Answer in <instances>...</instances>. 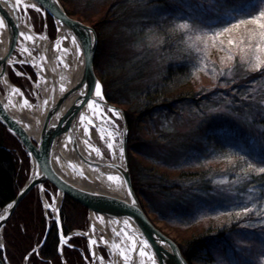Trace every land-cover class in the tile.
<instances>
[{
    "label": "rangeland",
    "instance_id": "374dc122",
    "mask_svg": "<svg viewBox=\"0 0 264 264\" xmlns=\"http://www.w3.org/2000/svg\"><path fill=\"white\" fill-rule=\"evenodd\" d=\"M100 4L85 13L91 16V20L97 21L96 27L80 14L74 13L67 3L66 6L73 11L72 16L97 30L95 70L101 82L102 94L124 111L126 120L129 114L133 121L132 127L127 121L129 164L133 185L145 211L156 226L174 239L180 248L186 246L193 236L216 224L227 226L238 223L251 235L246 239H233L238 251L243 253L241 256L233 255L228 252L230 250L221 252L218 249H207L202 255H195L191 260L185 257L189 264H251L256 260L259 264H264V194L259 192V185L250 179L248 172L241 171L247 168L245 160L241 159L247 156V151L242 149L252 151L253 156L247 158L256 164L255 160L260 156L264 145V123L260 124L264 116V77L256 82H236L240 75L248 73V68L256 69L251 66L254 63L251 59L252 53L245 47V44L249 43L248 31L234 29L224 33L213 43V33L226 26L215 25L217 18L210 22V26L195 24L191 22L196 17L191 10H179L170 26L175 27L181 23L178 17H183L193 25V29L187 32L174 30L181 39L179 42L182 47L179 52L190 65L186 85L177 87L184 93L191 91L193 97L197 95L202 100L195 106L185 101L170 112L159 110L144 114L142 100L138 102L132 90L140 87L151 88L159 83L160 74L169 61L166 57H178L177 49L160 53L159 49H163L166 43L162 41V36L154 26L160 17L155 22L153 17L151 18L152 12L157 14L155 11L145 13L138 21L139 17L134 18V13L123 5L121 9H116L115 13L102 20L100 17L105 10H100ZM121 10H126L127 13L123 16ZM19 15L20 20L28 17L37 32L46 31L52 40L58 37L55 22L43 10L37 12L30 7H20ZM166 15H169V12ZM237 19L246 18L242 16ZM231 23H235V20ZM229 26L230 23L227 27ZM246 26L254 27L251 24ZM165 31H168V36L172 34L170 30ZM2 34L3 31L0 32V39ZM20 39L21 36L13 52L12 63H8L6 70L9 79L29 100L36 103L43 87L34 66L28 61H17V58L23 57L18 49L21 46ZM168 39L167 47L173 42L171 38ZM229 39L236 43L229 45ZM205 40L207 44L203 42ZM219 40H223L224 44L220 45ZM33 51L36 53L34 49ZM260 55L264 60V53ZM0 93L6 95L2 79ZM240 96L244 98L242 101L237 98ZM257 105H262V116L252 114L249 108ZM106 111L114 119L111 124L122 132V118L114 116L108 108ZM256 118L259 122H255ZM9 133L7 143L16 157V185L20 189L30 177L32 165L19 139ZM244 134L248 137L249 144L244 142ZM258 138L262 141H258ZM115 140L119 141V138L116 136ZM105 153L110 158L109 152ZM189 171L205 172V178L200 184L202 186L194 185L193 181L180 176ZM32 190L34 198L25 200L21 209L22 216L25 215L29 219V229L25 230L24 219L18 216L20 212L17 213L19 210L15 211L16 209L4 228L3 252L10 264H25L27 254L24 249L29 248L28 253L42 241L48 223L49 230L57 226L56 216L44 206L40 188L36 186ZM57 194V188L45 181L43 195L50 204H53L54 195ZM243 207L252 210L245 214L240 212ZM61 210L62 205L60 214ZM89 217L88 211L85 225L82 228H74L65 235L66 239L62 243L63 257L58 251L59 264H64V260L67 264H102L90 251L86 234L80 232L90 228ZM14 226L20 228L19 234L15 232L17 229ZM24 235L27 236L25 239L30 240L23 239ZM241 235L243 236V233ZM11 236L16 237V240H11ZM21 238L23 243L20 242ZM65 246L77 250L80 256L68 260L64 253ZM100 250L102 255L110 260L107 249L102 246ZM33 253L37 254L38 250ZM33 253L29 255L26 264H31L29 259ZM247 254L255 259L251 261L249 257H245ZM37 259L40 261L41 256ZM48 264L56 262L49 259Z\"/></svg>",
    "mask_w": 264,
    "mask_h": 264
},
{
    "label": "water",
    "instance_id": "95a60500",
    "mask_svg": "<svg viewBox=\"0 0 264 264\" xmlns=\"http://www.w3.org/2000/svg\"><path fill=\"white\" fill-rule=\"evenodd\" d=\"M33 1L53 19L58 31L60 29L68 37L75 35L78 37V40L90 37L92 43L80 52V70L69 87V90L47 115L38 140L34 139L27 132L22 123L8 112L0 93V122L9 132L19 139L26 150L32 165V172L28 180L18 190L16 196L0 208V217H4L3 219H0V249L4 251L3 235L6 222L12 216L20 201L36 186L40 188V195L43 201V184L45 181H49L58 191L61 192V201L65 195H69L85 206L88 209L89 214H91V212L102 213L103 215L116 220L128 230L135 232L143 240L147 239L149 245L156 254L158 264H189L178 243L157 227L151 220L134 188L127 143L128 123L124 111L121 108L104 97L103 104L111 109L118 110L123 121V138L121 145L124 148V156L120 165L111 164L108 166L117 170L121 174L129 198L127 201L118 200L107 195H99L98 193H92L89 190H86V188L82 187L69 177L66 170L60 165L59 153L57 151L63 134L70 130L72 144L78 146L75 134L80 113L83 111L86 102L85 97L79 96L76 98L75 96L79 91H86V86H91L94 89V82H100L95 70V51L98 42V34L92 25L68 13L60 0ZM0 15L3 17L6 26L8 27L7 42L3 51L0 53L1 79L9 61L12 60L13 52L17 48V42L19 40L20 15L16 1L0 0ZM93 97L94 92L89 98ZM77 101H80V103H77ZM82 104L83 107L81 106ZM80 151L87 163L91 165L107 166L103 162L94 161L84 155L82 150ZM70 166L77 174L82 175V171L78 169L73 162H70ZM125 181H127V183H125ZM129 190L131 191V195H129ZM57 210L60 211V207H58ZM59 211L56 213V222L60 236L58 251L63 257L62 243L66 237L61 225ZM46 215L48 216L47 212ZM124 221H128L127 225ZM49 229L48 223L42 241L27 253L25 264L27 263L29 255L42 246L49 233ZM80 232L84 233L85 231L81 230ZM0 264H10L4 252L2 257H0ZM64 264H67L65 260Z\"/></svg>",
    "mask_w": 264,
    "mask_h": 264
},
{
    "label": "trees",
    "instance_id": "16d2710c",
    "mask_svg": "<svg viewBox=\"0 0 264 264\" xmlns=\"http://www.w3.org/2000/svg\"><path fill=\"white\" fill-rule=\"evenodd\" d=\"M60 1L64 4V7L68 13L70 14L73 13V11L69 10L72 8L74 10V13L80 14L87 21L92 23V25H94L95 27H96L95 22L97 21H94V19L91 20V16L85 13L87 10L96 8V6L99 5L100 3H101L100 10L101 9L105 10L103 16L100 17V19L102 20H104L106 16H111L113 13H115L116 9L119 8L121 9V6L123 5L125 6L124 8L129 9L134 13V15L132 14L134 18L136 16L139 17L138 21H140V19L143 16H145V13L147 12L151 13V11H155L158 14L157 15L152 12L151 18L153 17L154 19L153 22H155V20L157 21L158 18L160 17V19L154 24V26L157 28L159 32V35L162 36V37L160 36L162 38V41L166 43L165 45H163V49L162 48L159 49L160 53L164 54L167 51H170L171 49L172 50L177 49V53L179 56L174 57V55L173 56L170 55L166 57V60L169 61L166 63L165 67L163 68V71L160 74L159 83H156L157 85L155 84V86L151 88L140 87V88H135V90L134 89L132 90V93L136 97L137 101L139 102L142 100L141 103L143 105L142 110L144 114H150L151 112H155V111L157 112L159 110H163L164 112H170L171 110L175 109V106L183 105L185 101L188 102L190 105L195 106L197 102H200L202 100L200 97H197V95L193 97L191 91H188V93H184L182 92V90H178L179 88L177 87V86L182 87L183 85H186L187 82L186 76L190 71L189 63H187L184 60L185 56L179 52V50L182 47V45H180L181 42H179L181 41V39L178 38L179 36L174 31L176 30L175 27L170 26L171 22L173 21L175 15L179 12V10H183L186 12L191 10V13H193L196 16L193 20H191V22H194L195 24H199L201 26H210V22L213 21L214 18H217L215 25L227 27L229 23L234 21L232 20L231 15H227V13H231L236 17L243 16L247 18L246 14L249 12H253V10L256 9L261 4V0H60ZM66 3L71 8H67ZM164 11L166 13L169 12V15H166ZM122 12H123V16L125 15V12L127 13L126 10ZM49 18L52 19L50 16ZM167 26L168 29H166ZM246 27H247L246 25H242L239 28V30L245 31L251 29L250 26L247 28ZM165 30H170L172 34L168 36L167 33L168 31ZM168 37L171 38L173 42L170 44V46L167 47L166 45L169 43ZM156 54H158L157 51ZM263 77H264V64H262L261 68L259 69L248 68V73L245 75H240L239 78L236 79L237 80L236 82L239 83L256 82ZM237 98L240 101L244 99L243 96ZM249 98L252 99L250 96ZM143 100L145 101L143 102ZM249 108L251 109L252 114L256 113L257 115L262 116L261 115L262 105H257L255 107H249ZM127 119L129 126L132 127L133 121L129 114ZM256 121L257 118L255 119V122ZM261 123H264V116L262 117V121H260V124ZM244 135H243L244 142L249 144L250 141L248 137L246 136V134ZM9 136H10L9 131L0 122V208H2L9 201H11L16 196L19 189L16 185V174H17L16 157L11 146H9L7 143V138ZM213 141L215 143L217 142L216 140ZM258 141H262V140L258 138ZM128 152H129V148H128ZM262 156H264V145L262 151L260 152V156L257 157L255 160L257 167L264 166L259 163V158ZM241 171L246 173L248 172L247 175H249L250 179L252 181H255L259 185L261 189V191L259 192L264 194V173L249 171L248 168H245L244 170L242 169ZM180 176L184 177L185 180L187 179L191 182L193 181L194 185L195 184L200 185L205 178L204 177L205 172L189 171V172H183ZM28 198H30V200L34 198L33 190L30 191V193L27 195V198L25 197V199L19 203V205L15 210V211L19 210L17 212V213L20 212L18 216L23 217V219L25 220V221L23 220V222L25 223L24 225L25 230L26 228L29 229L28 226L30 225V222L27 216L25 215L22 216L21 209H23V205H25L26 202L25 200H28ZM87 213H88V209L85 206L77 202L69 195H66L63 200L62 210H61L62 226L64 233L68 234L70 230L74 228H82L85 225V219L87 217ZM14 227L17 229V231L15 232L19 234L20 230L18 229L20 228L16 226ZM242 233L243 236L241 235ZM43 235H45V231L43 232ZM235 237H243L244 239H246V237H251V235L248 232H246V230L244 231L243 226H241L238 223L227 226L216 224L212 227L206 228L196 236H193L191 239L187 241L186 246L181 247V249L184 256L188 260L193 259L195 255H202L204 251L207 249L208 250L218 249L221 250V252H226L230 250L228 252L237 256L243 253L239 252L238 249L236 248L237 244H235V242L233 241ZM22 238L25 239L27 238V236L24 235ZM22 238L20 239L21 243L24 242ZM12 239L15 241L16 237H12L11 240ZM58 243H59V235L56 227L54 226L52 227L51 230H49V233L44 243L38 249V253L37 254L33 253V255L30 256L29 260L31 264H37L38 262H41L42 264H48L49 259L56 262V264H59L60 259L58 254ZM29 246H31V244H29ZM28 250L29 248L24 249V253L27 254ZM64 253L68 260L75 259L76 257L80 256L77 250L70 248L68 246L64 247ZM2 254H3V250L0 249V257H2ZM39 255L41 256L40 261L39 259H37ZM249 256L250 255L247 254V256L245 257L248 258ZM245 257L242 258L244 259ZM254 259H255L254 257L250 258L251 261ZM251 264H259V263L256 260V262H252Z\"/></svg>",
    "mask_w": 264,
    "mask_h": 264
},
{
    "label": "bare ground",
    "instance_id": "6f19581e",
    "mask_svg": "<svg viewBox=\"0 0 264 264\" xmlns=\"http://www.w3.org/2000/svg\"><path fill=\"white\" fill-rule=\"evenodd\" d=\"M15 1L18 8L21 7L24 9H27L24 7V4L34 3L33 0ZM0 19H3L1 15ZM19 25V38L20 32H25L32 36V40H25L21 37V46L18 47V49L21 51L23 57L21 59L17 58V61H28L34 66L40 76L43 89L41 95L37 96L36 103H33V101L29 100L24 92L9 79L7 71L5 70L1 79L6 90V95L1 94V96L3 97L8 112L22 123L27 132L34 139L38 140L47 115L63 98L77 76L81 66V56L80 53L77 54L74 45L69 39L60 41V46H56L58 43L57 38L66 36L60 29L58 31V37L52 40L49 38L46 31L40 33L34 30L28 17L22 20L19 19ZM4 31V38L0 39V53L3 51L7 42V26H5ZM25 47L29 49L28 52L23 51ZM64 48L67 49V52L62 50ZM33 49L36 53H34ZM61 86H63V88ZM14 89H18L19 91H14ZM80 92L81 91L76 94V98L80 96ZM96 99L104 110L103 114L107 117H111L114 121L110 113L106 111V108L109 109V107L103 104L104 96L102 100L99 98ZM82 112H84L86 116H89L94 123L88 124L87 120L81 121L80 118L78 119V126L75 134L78 146L72 144L70 130L63 134L57 151L59 153L60 165L66 170L69 177L86 188V190L92 193H98L99 195H107L118 200L127 201L129 198L121 174L108 166L111 164H121L122 159L119 155L118 146L121 145L123 132H120L108 120L92 115L87 109L86 103ZM118 117L121 118V114ZM86 124L89 128L88 133L84 131V125ZM109 131L113 133L112 137L108 136ZM102 136L103 139L101 138ZM116 136L119 138V141L115 140ZM109 142H113V149L111 150L107 147ZM96 148L100 150L99 154L95 151ZM80 150H82L83 154L87 157L94 161L103 162L107 166L91 165L87 163ZM105 152H109L110 158L106 156ZM70 162H73L74 165L82 171V175L75 172L70 166ZM109 175H118L120 180L110 181L108 179ZM60 193L61 192L58 191V194L54 195L53 204H50L45 196L43 197L45 208H49L55 216L58 207L61 209L62 205ZM48 205H51V207ZM90 219V228L87 229L84 234H86L88 242L90 239L96 241L94 244H89V248L93 256L100 259L102 264H125L123 257L119 254V248H114L113 244L120 245L121 248L126 250V255L131 256L129 264H140V260H144L145 264H150L147 257H141L139 255V245L143 239L135 232L128 230L116 220L102 213L91 212ZM127 236H132L137 243V248L132 252L127 251V249L131 247V241L127 239ZM101 237H103V241L100 239ZM105 241L107 243H105ZM102 246L109 252L111 257L110 260L102 255L100 250ZM145 251L153 254L158 264V259L151 246L146 248ZM101 257L103 259H101Z\"/></svg>",
    "mask_w": 264,
    "mask_h": 264
},
{
    "label": "snow or ice",
    "instance_id": "6c2138e0",
    "mask_svg": "<svg viewBox=\"0 0 264 264\" xmlns=\"http://www.w3.org/2000/svg\"><path fill=\"white\" fill-rule=\"evenodd\" d=\"M25 8H32L33 10L40 12L42 9L40 6H38L37 3H31V4H24ZM227 15H231L232 20H235V23H230L229 27H224L222 28L221 31H215L213 33V35L211 36V40L213 43L217 42V38L221 37L224 33H229L234 29H238L240 28L242 25H248L249 23L251 25H253L254 27L251 29H248V35H247V40L249 41V43H247L245 45L246 49H248L251 53V59L254 61V63L251 65L252 67L259 69L261 68V65L264 64V60L261 59V55L262 53H264V0H261V4L253 10V12H249L246 14L247 18L246 19H237V17L231 13H227ZM178 19H180L182 22L179 24L175 25V29H179L182 32H187V31H191L193 29V25H190L186 20H184L183 17H178ZM5 26V21L3 19H0V28ZM20 36L23 37L25 40H32V36L29 34H26L25 32H20ZM71 40V43L74 45L75 47V51L77 52V54H79L84 48H87L91 43L92 40L91 38H84V39H80L78 40V37L75 35H72L71 37L68 36H62V37H58L57 38V47H59V42L63 41V40ZM197 39H200L199 37H197ZM243 39V37L241 38ZM205 44H207V40L203 41ZM227 43L229 45L236 43V41L229 39L227 41ZM219 44L223 45L224 41L223 40H219ZM64 52H67V49L64 48L62 49ZM24 52H28L29 49L28 48H23ZM241 51H244V49H241ZM247 54V53H246ZM86 55V53H85ZM231 58V57H230ZM9 63H12V61L10 60ZM202 65H204V62L201 61ZM206 67V65H204ZM63 88V86H61ZM14 91H19L18 89H14ZM94 92V97L93 98H89L93 95ZM80 96L85 97V102L87 105V109L90 111V113L92 115L95 116H99L101 119H106L111 123H114V121L112 120L111 117H107L106 115L103 114L104 110L101 107L100 103L97 102L96 98H99L100 100L103 99V94L101 91V84L99 81H95L94 82V89L91 86H86V91H81L80 92ZM77 103H80V101H77ZM83 107V104L81 105ZM109 112H112L114 116H119L120 113L118 110L116 109H108ZM80 120L81 121H85L87 120L88 124H92L94 123V121L92 119L89 118V116H86L84 112L80 113ZM84 131L85 133L89 132V128L86 125H84ZM119 134V133H117ZM108 136L112 137L113 133L111 131L108 132ZM103 139V136L101 137ZM91 147V145H90ZM108 149H113V142H109L107 144ZM119 147V155L121 157V159H123L124 156V148L122 145L118 146ZM95 151L99 154L100 150L98 148L95 149ZM242 151H247V156H252V151L249 150H244L242 149ZM247 156L241 157V159H244L246 164H247V168L251 169L254 172L257 173H264V166H260L257 167L256 164L251 163V161L248 160ZM255 158V157H253ZM259 163L261 165H264V156L259 158ZM108 179L110 181H115V180H120V177L118 175L113 176V175H109ZM125 183H127V181H125ZM129 195H131V191L129 190ZM49 207H51V205H48ZM11 207V206H10ZM252 209H250L249 207H243L240 209V212L242 213H248L250 212ZM59 211V210H57ZM240 213L238 212L237 215H239ZM4 217H0V219H3ZM102 219V218H100ZM124 223L127 225L128 221H124ZM126 234V233H125ZM127 235V234H126ZM103 241V237L100 238ZM127 239L129 241H131V247L127 249L128 252H132L133 250H135L137 248V243L134 240V238L132 236H127ZM96 243L95 240L90 239L89 240V244H94ZM105 243H107L105 241ZM114 248H119V254L121 257H123L125 264H129V261L131 260V256L126 255V250L124 248H121L120 245L117 244H113ZM150 247L149 242L147 239H144L141 241L140 245H139V255L141 257H147V259L150 261V264H157V260L155 258V256L147 251H145L146 248ZM101 259H103L101 257ZM140 264H145L144 260H140Z\"/></svg>",
    "mask_w": 264,
    "mask_h": 264
},
{
    "label": "flooded vegetation",
    "instance_id": "af4514ba",
    "mask_svg": "<svg viewBox=\"0 0 264 264\" xmlns=\"http://www.w3.org/2000/svg\"><path fill=\"white\" fill-rule=\"evenodd\" d=\"M2 17V16H1ZM3 18V17H2ZM4 20V19H3ZM5 26H6V23H5ZM5 26L4 27H2L1 29H0V32H2L3 31V34L2 35H4V33H5V31H4V29H5ZM4 38V36L2 37V39ZM63 203V202H62ZM60 216H61V214H60ZM61 221H62V219H61ZM57 227V226H56ZM63 227V226H62ZM57 229H58V227H57ZM63 232H64V230H63ZM58 235H59V231H58ZM64 235H68V234H65L64 233ZM59 241H60V236H59ZM58 246H59V243H58Z\"/></svg>",
    "mask_w": 264,
    "mask_h": 264
}]
</instances>
